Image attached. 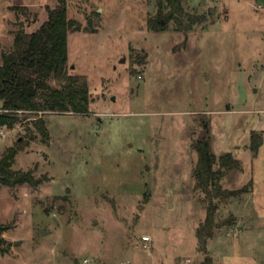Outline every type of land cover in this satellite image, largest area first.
<instances>
[{"label": "rangeland", "instance_id": "1", "mask_svg": "<svg viewBox=\"0 0 264 264\" xmlns=\"http://www.w3.org/2000/svg\"><path fill=\"white\" fill-rule=\"evenodd\" d=\"M181 1L198 17L189 30L165 25L156 0H67L86 29L69 33L67 67L86 76L89 110H25L0 127V153L27 143L12 168L42 179L0 185V264H200L206 211L192 172L205 128L215 154L241 164L223 188H248L217 200L212 262L264 264V0ZM56 4L0 0V64L15 32L37 29Z\"/></svg>", "mask_w": 264, "mask_h": 264}, {"label": "trees", "instance_id": "2", "mask_svg": "<svg viewBox=\"0 0 264 264\" xmlns=\"http://www.w3.org/2000/svg\"><path fill=\"white\" fill-rule=\"evenodd\" d=\"M18 1V0H17ZM53 8H47V19L34 31L18 29L13 38L12 49L2 54L0 64V99L4 101V110L0 112V127H13L19 121V111L33 114L49 112H73L86 114L89 110V90L85 75H72L67 67V41L71 32L86 30L67 15V0H56ZM159 6L158 16L166 25L173 20L178 29L189 30L198 21V17L185 11L181 0H156ZM23 15H29L27 6L19 5ZM166 10V11H165ZM187 20L185 24L184 20ZM165 25H160L164 27ZM155 29L156 23L149 21ZM55 81V85H50ZM35 127L45 134L42 118ZM30 138H35L28 129ZM262 143L261 135L251 133L249 148L255 154ZM27 143L17 140L14 146L0 153V185L14 187L29 184L37 187L42 179H37L31 171L12 168L16 155ZM197 161L193 168L194 190L202 192L205 206V219L196 228L198 251L204 255L200 264H213L207 250V242L213 238L221 223L216 221L219 201H228L248 191L247 187L236 190L223 188L222 178L230 171H240V161L230 152L219 156L211 145L209 131L205 128L197 145ZM4 227L0 225V252H6V241L2 237Z\"/></svg>", "mask_w": 264, "mask_h": 264}, {"label": "water", "instance_id": "3", "mask_svg": "<svg viewBox=\"0 0 264 264\" xmlns=\"http://www.w3.org/2000/svg\"><path fill=\"white\" fill-rule=\"evenodd\" d=\"M211 13H214V10L211 9ZM124 61V59H122V62ZM4 110V101L2 99H0V112H2ZM139 209H141V206L138 207ZM44 232V231H42ZM14 244H17V242H14Z\"/></svg>", "mask_w": 264, "mask_h": 264}, {"label": "built area", "instance_id": "4", "mask_svg": "<svg viewBox=\"0 0 264 264\" xmlns=\"http://www.w3.org/2000/svg\"><path fill=\"white\" fill-rule=\"evenodd\" d=\"M20 112H23V110L22 111H19V113ZM29 112V111H28ZM87 263V260L85 259L84 261H83V264H86Z\"/></svg>", "mask_w": 264, "mask_h": 264}]
</instances>
